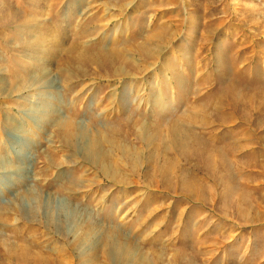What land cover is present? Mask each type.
Returning <instances> with one entry per match:
<instances>
[{"label":"rangeland","instance_id":"374dc122","mask_svg":"<svg viewBox=\"0 0 264 264\" xmlns=\"http://www.w3.org/2000/svg\"><path fill=\"white\" fill-rule=\"evenodd\" d=\"M0 264H264V0H0Z\"/></svg>","mask_w":264,"mask_h":264},{"label":"bare ground","instance_id":"6f19581e","mask_svg":"<svg viewBox=\"0 0 264 264\" xmlns=\"http://www.w3.org/2000/svg\"><path fill=\"white\" fill-rule=\"evenodd\" d=\"M88 144H90V143H88ZM88 144H87V146H88ZM86 146V145H85ZM90 146V145H89ZM85 148V147H84ZM89 148V147H88ZM90 148H92V147H90ZM91 151V150H90ZM124 250V249H123ZM120 251H117V254L119 253ZM123 252H125V251H123ZM122 253V252H121ZM124 254V253H123ZM120 255H122V254H120Z\"/></svg>","mask_w":264,"mask_h":264}]
</instances>
